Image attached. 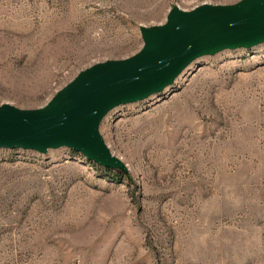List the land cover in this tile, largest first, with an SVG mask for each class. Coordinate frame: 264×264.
I'll use <instances>...</instances> for the list:
<instances>
[{
    "label": "rangeland",
    "instance_id": "374dc122",
    "mask_svg": "<svg viewBox=\"0 0 264 264\" xmlns=\"http://www.w3.org/2000/svg\"><path fill=\"white\" fill-rule=\"evenodd\" d=\"M238 1L0 0V104L43 107L175 6ZM99 132L126 170L0 148V264H264V42L198 57Z\"/></svg>",
    "mask_w": 264,
    "mask_h": 264
},
{
    "label": "water",
    "instance_id": "95a60500",
    "mask_svg": "<svg viewBox=\"0 0 264 264\" xmlns=\"http://www.w3.org/2000/svg\"><path fill=\"white\" fill-rule=\"evenodd\" d=\"M143 46L121 60L81 70L43 107L0 104V148L45 153L67 147L104 168L126 170L99 132L114 107L163 91L195 59L264 42V0L171 8L160 25L140 26Z\"/></svg>",
    "mask_w": 264,
    "mask_h": 264
},
{
    "label": "trees",
    "instance_id": "16d2710c",
    "mask_svg": "<svg viewBox=\"0 0 264 264\" xmlns=\"http://www.w3.org/2000/svg\"><path fill=\"white\" fill-rule=\"evenodd\" d=\"M108 171H110L109 168H106ZM126 174L123 172V171H120L119 174L115 175V177H113V179H116V180H122V176H125Z\"/></svg>",
    "mask_w": 264,
    "mask_h": 264
}]
</instances>
